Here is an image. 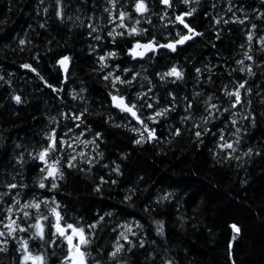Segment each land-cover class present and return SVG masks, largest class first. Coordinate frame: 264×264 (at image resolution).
<instances>
[{"label":"snow or ice","instance_id":"snow-or-ice-1","mask_svg":"<svg viewBox=\"0 0 264 264\" xmlns=\"http://www.w3.org/2000/svg\"><path fill=\"white\" fill-rule=\"evenodd\" d=\"M79 3L80 8L75 12L83 9V19L68 13L69 0H54L47 6H43L45 0H39L37 15L43 16V22L38 27L47 32L51 19L65 27L71 21L73 27L84 30L81 35L89 38V55L95 56L94 73L105 88L104 101L98 109H93L84 95L88 92L86 87L66 91L72 63L67 54L60 55L53 66L58 73L63 72L56 85L34 66L40 64L38 52L31 56V62L19 64V68L34 74L43 88L54 93L62 107L56 109V115L47 114L42 120L40 139L35 144L13 143L9 165L0 166L3 167L0 171V264H136L134 258L138 259L141 254L144 264H177L176 257L170 254L172 250L164 247L168 238L163 220H154L156 236L161 238L158 246L142 230L139 220L133 218L129 222L127 217H134V213L120 208L97 210L90 219L83 214L70 216L63 203L66 197L61 193L81 177L93 175L97 168L108 170V179L104 175L92 179L91 192L98 196H103L104 185H116L117 178L123 177L121 163L104 162L110 158L102 146L108 143L112 129L130 134L131 145L144 150L165 140L172 145L185 134L199 148L207 137H212L217 149L216 163L230 165L234 161L246 173L241 185L247 184L251 176L249 167L257 158L264 160V139L255 144L246 142L253 130L264 125V91L254 90L252 86L258 73L264 75V27H261L264 26L261 10L264 0H259L260 8L247 6L244 0H225L220 12L216 11L218 3L210 0L207 8L213 13L210 30L214 37L208 41L211 47L217 48V41L222 43L223 33L231 31L230 25L244 29L239 51L231 58V63L239 68L227 73L229 82L221 84L218 93L194 90L181 96L172 88L165 89L163 97L159 89L164 84L179 87L188 78L187 70L170 63L165 71L153 69L149 73L144 64L151 66V62H158L162 52L178 53L189 42L205 36L192 23L200 12L201 0H178L179 11L175 0H157L162 6L160 11L151 5V0H79ZM154 14L167 29V34L161 33L159 39L149 28L138 27L142 19L152 26L150 17ZM134 16V22L128 23ZM121 41H127V46L123 47ZM31 43L17 39L13 51L23 52ZM48 43L51 45L52 40ZM221 59L231 67L228 58ZM136 64L140 70H136ZM214 69L223 72L219 64L192 65L201 86V77L212 82ZM236 71L243 75L232 79ZM0 81L9 87L12 83L4 75H0ZM8 99L15 105L26 103L20 93L13 92ZM72 102L78 103L73 106ZM162 125H167L166 132L161 131ZM5 140L0 134V148H7ZM129 156L130 153L121 152L118 158L123 162ZM261 174L264 175V169ZM137 181L147 183L144 176H138ZM138 192L140 189L134 184L126 190L120 203L134 207ZM172 198L174 194L167 193L154 203L170 202ZM142 210L155 211L147 202ZM228 227L232 241L228 245V258L230 264H238L235 247L240 246L244 229L238 223Z\"/></svg>","mask_w":264,"mask_h":264},{"label":"trees","instance_id":"trees-1","mask_svg":"<svg viewBox=\"0 0 264 264\" xmlns=\"http://www.w3.org/2000/svg\"><path fill=\"white\" fill-rule=\"evenodd\" d=\"M53 2L54 0H45L43 6ZM69 2L71 6L67 9L68 13L73 17L80 15L83 19V9L75 12L76 8H80L79 0ZM209 2L210 0H201L200 12L192 21L198 31L205 33L203 38L198 37L196 41L189 42L178 53L162 52L157 57L158 62H151V66L144 64L149 73L153 69L165 71L166 65L170 63H176L187 70L188 78L179 87L164 84L159 89L161 97L164 96L165 89L172 88L181 96L194 90L218 93L221 84L229 82L227 73L232 69L238 70L239 66L231 63V58L239 51L238 44L243 38L244 29L239 25H230L231 31L223 33L222 43L217 41V48L211 47L208 41L214 40L210 30V17L213 13L207 8ZM215 2L219 5L216 11L220 12L225 7V0ZM244 2L247 6L260 8L259 0ZM175 3L179 11L178 0ZM38 5L39 0H0V21L3 22L0 23V75L12 82L9 87L0 81V104L3 105L0 107V134L6 138L7 145L6 149L0 148V166L9 165L13 143L35 144L40 139L42 120L47 114L56 115V109L62 107L55 99V94L43 88L34 74L19 68L20 63L31 62L32 55L37 52L40 54V64L34 66L54 85L57 84L58 77L63 76L62 70L58 73L53 67L55 61L62 54L69 55L72 63L66 91H78L80 87H86L88 92L84 95L93 109H98L101 101H104L105 88L94 73L97 67L95 56L89 55V38L81 35L84 30L73 27L71 21L65 27L58 26L50 19L48 31L45 32L38 27L43 22V16L37 15ZM151 5H155L158 11L162 10L157 0H151ZM96 14L100 15L99 12ZM150 18L152 26L142 19L138 27L149 28V32L158 39L161 33L166 35L164 22L158 20L155 14ZM135 19L134 16L128 23H133ZM257 23L259 25L258 21ZM20 38L32 43L23 52L13 51L17 47V39ZM49 40H52L51 45ZM121 45L126 47L127 41H121ZM49 48L52 50L48 51ZM221 57L228 58L231 67L224 65ZM126 59L125 57L124 60ZM204 62L222 65L223 72L214 69L211 83L201 77V86L195 79L192 65L201 66ZM135 68L140 70V65L136 64ZM239 75L243 74L233 72L232 79ZM252 86L254 90L264 91V75L258 73L253 78ZM13 92L22 94L26 103L15 105L11 102L8 97ZM77 103L72 102L73 106ZM119 119L117 116L116 120ZM166 128L167 125H162L161 131L166 132ZM261 139H264V125L253 130L246 142L255 144ZM146 147L147 150H144L131 145L130 134L112 129L108 134V143L102 146L106 157L110 158L104 162L115 160L121 163L123 177L117 178L116 185H104L102 197L91 192L90 185L92 179L99 175L108 179L107 169L97 168L93 175L81 177L74 184H70L61 193L66 197L63 203L67 205L68 214H83L90 219L97 210L123 208L126 213L135 214L134 217H127L129 222L133 218L139 220L143 225L142 230L149 239L156 240L158 246L161 238L156 236L154 220H163L168 238L164 247L172 250L170 254L176 257L177 264H230L228 245L232 241L228 225L238 223L244 229L242 242L239 247H235L238 264H264V175L261 174L264 160L257 158L255 164L248 169L251 176L247 184L241 185V180L246 178L244 169L238 168L234 161L230 165L216 163L214 154L217 149L212 137H207L199 148L190 142L187 134L174 140L172 145H168L165 140L161 145ZM121 152L130 153L123 162L118 158ZM2 170L3 167H0V171ZM138 176H144L147 183L138 182ZM134 184L140 192L137 193L138 198H134L135 206L127 207L120 201L126 190ZM167 193L174 194L170 202L163 201L159 205L154 203L157 198ZM146 202L155 209L154 212H143L142 207ZM134 260L136 264H144L142 254Z\"/></svg>","mask_w":264,"mask_h":264}]
</instances>
